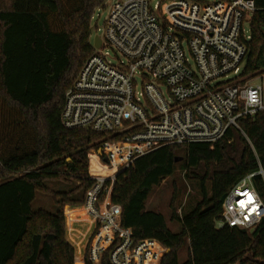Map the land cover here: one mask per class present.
I'll use <instances>...</instances> for the list:
<instances>
[{"label": "trees", "instance_id": "1", "mask_svg": "<svg viewBox=\"0 0 264 264\" xmlns=\"http://www.w3.org/2000/svg\"><path fill=\"white\" fill-rule=\"evenodd\" d=\"M106 0H0V264H82L91 218H77L90 178L89 149L108 133L66 128L65 93L89 57L94 10ZM245 73L264 67V0H255ZM214 146L170 145L138 158L116 179L112 200L135 241L156 239L169 251L161 264H264V220L254 233L217 228L229 190L264 169V110L242 118ZM70 159V160H69ZM183 166L201 199L185 215L174 208L173 231L163 213L148 209L154 188ZM66 183L55 189L49 183ZM211 184L210 194L207 191ZM254 183L264 198L260 176ZM54 211L33 209L37 193ZM186 247L188 257L180 260ZM85 264H92L88 255ZM101 264H112L108 253Z\"/></svg>", "mask_w": 264, "mask_h": 264}, {"label": "built area", "instance_id": "2", "mask_svg": "<svg viewBox=\"0 0 264 264\" xmlns=\"http://www.w3.org/2000/svg\"><path fill=\"white\" fill-rule=\"evenodd\" d=\"M256 10L255 0L113 1L100 46L93 45L95 53L67 89L61 113L66 128L109 135L89 149L94 184L81 206L93 225L84 263L86 254L101 264L108 253L112 264H161L168 248L156 239L135 241L122 224V207L112 200L116 179L166 146H214L231 127L246 136L239 121L264 110V69L245 73L251 40L245 22L251 24ZM250 93L257 104L248 103ZM257 176L264 182L262 167L229 190L217 228L259 227L264 198Z\"/></svg>", "mask_w": 264, "mask_h": 264}, {"label": "rangeland", "instance_id": "3", "mask_svg": "<svg viewBox=\"0 0 264 264\" xmlns=\"http://www.w3.org/2000/svg\"><path fill=\"white\" fill-rule=\"evenodd\" d=\"M113 1L114 0H106L104 6H99L94 10L93 20L91 23L92 26L91 43L93 45H95L96 36H100L102 38L104 37L105 27H106L105 24H106V20L110 15L111 5ZM207 1H214V0H207ZM245 27L248 30L250 29L249 20L245 22ZM104 51L109 53V55L113 58V62H116L115 54L111 49L106 48ZM191 63L194 65V61L192 58H191ZM262 69H264V67H262ZM230 77H233V75H231ZM222 80H224V78L221 79V81ZM160 87L163 90L166 98L170 99V95L167 87L164 85H161ZM49 185L58 190L67 189V187L69 186L66 183H59V182H52L49 183ZM207 191L210 194L211 191L210 183H208L207 185ZM201 197L202 195H201L200 185L196 181L188 179L186 176V171L184 170L183 166L179 165L178 170L173 176L167 178L159 186L154 188L153 192L151 193L148 199L147 208L158 210L161 213H163L167 219L169 227L173 231H178L180 229V224L175 220L173 221L171 217L173 208L178 215L183 216L197 206ZM33 209L34 210L45 209L49 211H54L55 209H54L52 197L45 193L38 192L36 200L33 203ZM76 257L77 256L75 252L74 264H77ZM187 257H188V252L185 247L180 253V260L184 261L187 259ZM81 263L85 264L83 261Z\"/></svg>", "mask_w": 264, "mask_h": 264}, {"label": "crops", "instance_id": "4", "mask_svg": "<svg viewBox=\"0 0 264 264\" xmlns=\"http://www.w3.org/2000/svg\"><path fill=\"white\" fill-rule=\"evenodd\" d=\"M79 207H83V206H74V205H66V207H65V219H66V237H67V240L71 243V241L69 240V238H68V236H67V218H66V211H67V209L68 208H79ZM78 216H77V218H88L89 216L86 214V212H85V210H84V212H79L78 214H77ZM90 218V217H89ZM73 245V244H72ZM74 246V245H73ZM74 248H75V246H74ZM75 252H76V249H75Z\"/></svg>", "mask_w": 264, "mask_h": 264}, {"label": "clouds", "instance_id": "5", "mask_svg": "<svg viewBox=\"0 0 264 264\" xmlns=\"http://www.w3.org/2000/svg\"><path fill=\"white\" fill-rule=\"evenodd\" d=\"M248 103L250 105L258 103V95L256 93H250L248 97Z\"/></svg>", "mask_w": 264, "mask_h": 264}, {"label": "water", "instance_id": "6", "mask_svg": "<svg viewBox=\"0 0 264 264\" xmlns=\"http://www.w3.org/2000/svg\"><path fill=\"white\" fill-rule=\"evenodd\" d=\"M100 43H101V39H100V37H99V36H96V37H95V45H94V46H95V47H99V46H100ZM69 160H70V159H69ZM254 231H255V230L252 229V230H250V233H254Z\"/></svg>", "mask_w": 264, "mask_h": 264}]
</instances>
